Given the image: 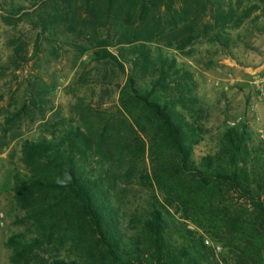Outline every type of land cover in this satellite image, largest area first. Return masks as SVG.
<instances>
[{
    "label": "trees",
    "instance_id": "trees-1",
    "mask_svg": "<svg viewBox=\"0 0 264 264\" xmlns=\"http://www.w3.org/2000/svg\"><path fill=\"white\" fill-rule=\"evenodd\" d=\"M3 1V22H28L37 48L58 41L125 75L120 117L63 121L50 137L24 140L29 174L15 191L19 223L35 236L8 239L11 264H264V150L249 128H233L195 158L197 84L175 55L228 41L249 0ZM147 153L150 172L139 169ZM138 177L154 195L128 228L123 196ZM187 221L227 252L216 255Z\"/></svg>",
    "mask_w": 264,
    "mask_h": 264
},
{
    "label": "rangeland",
    "instance_id": "rangeland-1",
    "mask_svg": "<svg viewBox=\"0 0 264 264\" xmlns=\"http://www.w3.org/2000/svg\"><path fill=\"white\" fill-rule=\"evenodd\" d=\"M246 6L251 10L249 18L232 30L222 45L201 40L192 57L175 53L197 84L202 141L194 148L196 159L215 153L223 132L233 128H249L256 145L264 150V97L252 85L256 78L252 72L264 66V0H249ZM2 18L0 7V264H11L8 239L16 234L27 239L35 236L30 225L19 223L25 211L19 206L15 191L18 178L29 174L22 160L24 140L50 137L63 121L81 125L88 118L98 127L99 113L104 119L110 115L120 117L119 86L125 82V75L114 67L94 62L91 53L82 55L58 41L49 43L44 39L37 48L38 30L26 21L17 28L9 27ZM17 114L19 118L8 121ZM145 168L151 171L148 153L139 164L140 170ZM125 189L123 226L130 228L127 216L134 210L143 211L154 190L140 177ZM177 218L181 219V215ZM187 224L204 240L222 248L216 252L209 247L216 255L227 252L191 222Z\"/></svg>",
    "mask_w": 264,
    "mask_h": 264
},
{
    "label": "built area",
    "instance_id": "built-area-1",
    "mask_svg": "<svg viewBox=\"0 0 264 264\" xmlns=\"http://www.w3.org/2000/svg\"><path fill=\"white\" fill-rule=\"evenodd\" d=\"M252 75L256 77L252 82L256 93L259 96L264 97V66L259 71H253ZM0 219H3V215H0ZM187 229L195 231L191 224H187ZM204 243L208 247H213L216 252H220L222 250L220 246H214L213 243L207 238H205Z\"/></svg>",
    "mask_w": 264,
    "mask_h": 264
}]
</instances>
